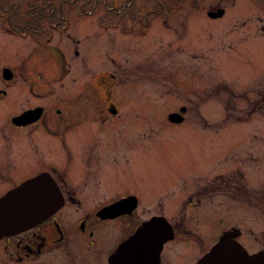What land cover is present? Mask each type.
<instances>
[{"label":"flooded vegetation","instance_id":"flooded-vegetation-1","mask_svg":"<svg viewBox=\"0 0 264 264\" xmlns=\"http://www.w3.org/2000/svg\"><path fill=\"white\" fill-rule=\"evenodd\" d=\"M157 1L162 5L163 0ZM169 1L172 7L174 2ZM253 1L258 7L256 15L236 19L241 20L236 24L255 21L258 32L264 33V0ZM183 2L175 1L176 6L170 10ZM39 5L32 2L26 11L7 15L0 0L5 29L29 35L38 46L51 42L57 30L61 42L69 45L67 51L74 48L76 56H81L80 48L88 37L86 22L117 26L120 19H126L122 27L137 25L138 31L145 33L152 24L164 23L168 18L166 14L152 17L154 8L145 11L141 4L137 14L129 12L130 16L97 13L88 21L87 13L77 12L86 17V22L82 18L78 22L77 18L73 19L71 7L46 12ZM58 51L65 65L67 54L60 45ZM33 57L1 66L0 197L32 180L34 187L28 193L37 203L26 208L48 214L37 222L0 235V264H196L224 235L250 253L264 249V183L248 187L243 172L236 168L207 177V183L190 189L186 197L184 189L168 201L166 196L171 192L160 194V203L153 208L140 190L117 187L113 182L119 174V159L129 157L130 143L137 145V139L142 145L149 144L147 125L131 127L114 123L112 119L105 123L109 116L121 115L111 90L106 93V99H101L106 100V106L97 102L94 113L78 105H72L71 110L54 105L49 96L67 101L68 95L59 89L63 85L62 77L44 79L25 74V62L26 67H37L31 61ZM82 100L86 104V97ZM186 111L187 106L182 104L179 110L168 112V118L178 123L185 119ZM173 112L182 118L172 120ZM89 119L96 122L88 123ZM224 125L228 129L229 124ZM41 148L59 156L40 154ZM199 179L198 176L196 180ZM233 190L235 194L231 193ZM238 191L243 192L240 206L248 208L244 214L248 219H243L241 224H222L216 229L219 219L215 217V207L231 204L229 197L233 194L237 199ZM248 195L256 197L255 202L249 203ZM245 233L256 236L260 246L253 248L251 243L250 249L245 245ZM175 240L185 242L169 245Z\"/></svg>","mask_w":264,"mask_h":264},{"label":"rangeland","instance_id":"rangeland-1","mask_svg":"<svg viewBox=\"0 0 264 264\" xmlns=\"http://www.w3.org/2000/svg\"><path fill=\"white\" fill-rule=\"evenodd\" d=\"M52 1L3 0L4 12L26 11L35 2L46 12L71 7L73 19L86 22V17L89 21L97 13L137 14L142 4L145 11H157H151L152 17H168L164 23L152 24L145 33L138 31L137 25L122 27L126 19H120L117 26L86 22L88 37L80 48L81 56H76L74 48L67 51L69 45L61 42L57 30L51 42L38 46L29 35L6 30L0 15V75L4 63L34 56L31 61L37 67H26L25 62V74L44 79L62 77L59 89L66 92L68 102L49 96L54 105L69 110L78 105L94 113L97 102L106 106V100L101 99L111 90L121 115L109 116L105 123L112 119L131 127L147 125L149 144L142 145L137 139V145L130 143L129 157L118 161L115 186L140 190L154 208L160 203V194L171 192L166 196L168 201L184 189L186 197L190 189L207 183V177L236 168L243 172L248 187L264 183V33L258 32L255 21L236 24L241 21L236 19L256 15L255 1L181 0L183 4L173 11L170 9L178 0L171 1L172 7L168 0L162 5L157 0ZM221 7L222 15L209 14L210 9ZM62 35L65 37V32ZM59 45L67 54L65 65L60 60ZM182 104L187 106L185 119L171 122L167 113L179 110ZM253 107L256 111L250 112ZM224 124H229L228 129ZM39 153L59 156L50 149L41 148ZM231 193L235 194L234 190ZM233 194L231 204L215 207L219 219L216 229L248 219L244 216L248 208L240 206L243 192L238 191L237 199ZM247 198L249 203L256 199L251 195ZM255 238L245 233V245L260 246ZM183 242L175 240L169 245Z\"/></svg>","mask_w":264,"mask_h":264},{"label":"water","instance_id":"water-1","mask_svg":"<svg viewBox=\"0 0 264 264\" xmlns=\"http://www.w3.org/2000/svg\"><path fill=\"white\" fill-rule=\"evenodd\" d=\"M223 12L224 9L220 8L217 11H209V14L219 16ZM182 109L185 108L182 107ZM180 117L182 118L181 114L176 112L170 114L172 120H180ZM33 187V181L29 180L24 185L21 184L0 197V235L37 222L48 214V211L27 210L26 207H29L30 204L37 203L35 197L28 193H31ZM228 239V235L221 237L196 264H264V249L248 253L238 243L230 242Z\"/></svg>","mask_w":264,"mask_h":264},{"label":"trees","instance_id":"trees-1","mask_svg":"<svg viewBox=\"0 0 264 264\" xmlns=\"http://www.w3.org/2000/svg\"><path fill=\"white\" fill-rule=\"evenodd\" d=\"M169 1V0H168ZM170 2V1H169ZM169 6H170V3H169Z\"/></svg>","mask_w":264,"mask_h":264}]
</instances>
